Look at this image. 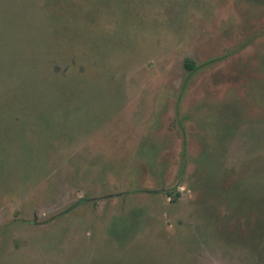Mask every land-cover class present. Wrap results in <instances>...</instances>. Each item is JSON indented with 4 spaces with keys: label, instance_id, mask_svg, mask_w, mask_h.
Listing matches in <instances>:
<instances>
[{
    "label": "rangeland",
    "instance_id": "1",
    "mask_svg": "<svg viewBox=\"0 0 264 264\" xmlns=\"http://www.w3.org/2000/svg\"><path fill=\"white\" fill-rule=\"evenodd\" d=\"M0 264H264V0H0Z\"/></svg>",
    "mask_w": 264,
    "mask_h": 264
},
{
    "label": "trees",
    "instance_id": "2",
    "mask_svg": "<svg viewBox=\"0 0 264 264\" xmlns=\"http://www.w3.org/2000/svg\"><path fill=\"white\" fill-rule=\"evenodd\" d=\"M184 66L186 69L188 70H192L194 68V62L192 59L190 58H186L185 62H184Z\"/></svg>",
    "mask_w": 264,
    "mask_h": 264
}]
</instances>
